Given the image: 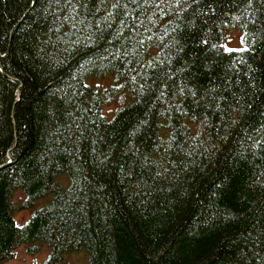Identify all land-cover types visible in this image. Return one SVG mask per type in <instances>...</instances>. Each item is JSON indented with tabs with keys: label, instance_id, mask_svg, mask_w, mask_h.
I'll list each match as a JSON object with an SVG mask.
<instances>
[{
	"label": "trees",
	"instance_id": "1",
	"mask_svg": "<svg viewBox=\"0 0 264 264\" xmlns=\"http://www.w3.org/2000/svg\"><path fill=\"white\" fill-rule=\"evenodd\" d=\"M21 244L264 264V0H0V263Z\"/></svg>",
	"mask_w": 264,
	"mask_h": 264
},
{
	"label": "rangeland",
	"instance_id": "2",
	"mask_svg": "<svg viewBox=\"0 0 264 264\" xmlns=\"http://www.w3.org/2000/svg\"><path fill=\"white\" fill-rule=\"evenodd\" d=\"M240 32L234 28L224 29L222 32V42L226 48H236L239 46ZM86 82L91 86H97L99 88L106 87L112 82V78L109 74H104L101 76H90L86 79ZM115 106L112 104L104 105L102 108V113L109 117L114 110ZM60 176V177H59ZM56 178L62 184V188L67 185L66 175H59ZM38 200L35 203L36 206H40L48 198ZM23 198L20 191H15L12 194L11 202L13 204V218L17 224L24 222L30 215V209H17ZM27 245H19L11 259L5 260L0 264H44L46 259L47 250L44 246H39L35 253L29 254L26 252ZM54 264H86V253L84 250L77 252H69L65 254L61 261Z\"/></svg>",
	"mask_w": 264,
	"mask_h": 264
}]
</instances>
